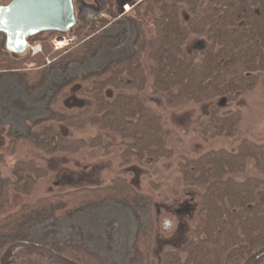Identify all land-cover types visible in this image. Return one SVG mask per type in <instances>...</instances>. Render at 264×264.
<instances>
[{
	"label": "trees",
	"instance_id": "1",
	"mask_svg": "<svg viewBox=\"0 0 264 264\" xmlns=\"http://www.w3.org/2000/svg\"><path fill=\"white\" fill-rule=\"evenodd\" d=\"M11 1L0 0V6ZM94 2L102 11L98 13L113 19L123 12L122 8L118 11L117 0ZM136 3L131 2L134 7L125 15V23H117L121 25L118 33L108 31V22L96 27L79 13L69 33L79 37L72 48L55 52L48 45L59 33H43L47 36L36 40L43 44V53L34 57L13 55L5 44L0 48V84L14 76L17 83L11 90L22 92L16 98L1 97H9L7 113L33 114L37 111L31 108L35 107L31 100L39 92L47 93L42 103L47 116L27 121L24 132L4 122L8 114L0 119L7 141L2 153L13 157L24 146L33 151L27 158L16 159L7 177L2 176L6 163L0 164V264L17 242L50 248L78 264H109L83 243L59 240L55 229L113 204L125 207L138 225L124 264H245L264 248V142L242 137L240 108L223 112L229 103L236 104L264 83V0ZM101 54L107 60L98 70L69 76L72 66L85 68ZM49 59L51 65H47ZM30 64L35 67L28 68ZM53 72H59L61 81H50ZM73 86H80L78 94L89 105L76 114L57 112L58 100ZM147 88L163 99L166 110L190 104L206 107L208 113L194 127L200 141L233 142V150L211 148L179 165L185 189L199 193L196 221L180 237L182 244L174 242L176 237L160 240L155 228V190H149L151 186L143 189L122 174L105 185L74 187L27 200L11 212L12 190L29 198L38 183L51 175L47 156H77L92 150L110 155L115 144L104 133H118L122 138V170L142 169L150 160L146 169L156 173L158 162L174 154L170 146L173 132L161 109L152 106L153 95L147 94ZM112 108L117 114H107ZM88 126L95 127L97 134L90 140L77 138V131ZM157 244L161 251H156ZM28 263L59 264L28 249H20L10 261ZM258 264H264V259Z\"/></svg>",
	"mask_w": 264,
	"mask_h": 264
},
{
	"label": "rangeland",
	"instance_id": "2",
	"mask_svg": "<svg viewBox=\"0 0 264 264\" xmlns=\"http://www.w3.org/2000/svg\"><path fill=\"white\" fill-rule=\"evenodd\" d=\"M123 3L125 4L120 7ZM116 4L118 11L122 8V14L118 16L117 19H113L109 16L110 19L104 18L103 20L106 21V23L108 22V31L112 33L119 32L121 25L117 23L124 24L126 21L125 15L129 12L125 13L124 6H130V9H133L130 3L122 2V0H117ZM75 7L77 15L80 13V15L87 19L91 14L97 15L98 12H102L100 8H97L94 0H75ZM71 31L69 33H71ZM46 36V34L43 35L42 33L35 39L30 38V46L34 47L41 45V52L35 55L29 47L22 57H26L29 54L34 57L43 53V44L39 41L36 42V40L43 39ZM76 38L78 42L79 37ZM4 44L3 38L0 35V48H2ZM48 45L51 47L50 42ZM124 48L125 45L121 47V49ZM105 60H107L105 54H101L91 65L85 68H80L74 65L70 69L69 76H84L88 72L98 70ZM52 62L53 60L49 59L47 65H51ZM33 67H35V65H28V68L30 69ZM51 77L53 79L50 81H61L59 72H53V76ZM16 81V77L7 76L0 84V103H2L0 104V119L5 116V114H8L9 116L6 119H3L4 122L13 126L14 129L17 128L24 132L26 129L25 123L27 121H34L38 118L47 116V114L43 112L45 107L42 104L47 93L43 91L39 92L34 96L32 99L33 101L31 100L32 104H35V107L31 106V108L36 109V114L33 113L22 117L15 116L16 114L14 113L9 114L7 113L8 106H6L5 103L6 99L9 97L16 98L22 95L20 89H18L17 92L11 90L16 87ZM263 84L264 83L261 82L254 91L241 98L236 104L229 103V105L223 110V112L227 114L231 113L236 107L240 108L243 114V121L240 125L242 137L259 143L264 142ZM79 87L80 86H73L69 88L66 93L60 97L54 109L57 112H63L65 114H76L79 110L88 106L89 101L78 94ZM149 89L150 88H147V94L153 95ZM8 94L10 96L6 99L1 98ZM151 97H153L151 98L153 102L152 106L161 109L165 116V124L173 132L170 146L174 154L172 157L158 162V170L156 173L146 169L150 164V160L147 161L148 164L146 167H143L142 169L134 167L128 168L127 170V167H124V170L126 169L127 171L122 170L119 166L120 152L124 149L120 144L122 138L118 133L114 135L104 133L105 139L107 141L112 140L115 144L110 148V155H105L104 152L98 151L95 154L94 152H96V150H92V153L84 151L77 156L58 155L53 158L47 156L45 159L49 163L51 175L47 177V179L38 183L29 198H24V196L17 194L12 190L11 196L14 204L11 212H15L18 209L17 205H22V203L27 202V200H34L50 193L65 191L74 187L105 185L110 183L116 175L122 174L136 183V185L140 183V186L143 189H149L151 186L152 188L149 190H155L153 194L155 199L154 214L157 223L155 228L160 233V240L164 239V237H176L178 239L175 238L177 241L174 242L179 245L182 244L183 240L181 241L180 239L182 238L180 237L184 234L187 227H193V222L196 221L195 214L199 207V193H193V190L185 189L180 174L178 173L179 165L185 160L200 157L204 152L211 148L218 150L222 147H228L233 150L231 144L233 142L227 139H216L210 143H204L200 141L198 136H196L194 133L195 124L203 118L206 113H208L206 107H199L190 104L183 109L170 111L164 108L163 99L161 97H155L154 95ZM107 112V114L110 115L116 113L113 108L108 109ZM96 132L95 127L88 126L87 128L85 127L82 130H78L76 137L90 140V138L97 134ZM130 136L132 139V133H130ZM6 144L5 131L2 129L0 130V149ZM31 153H33V151L29 146H24L23 148L19 147L17 155L15 154L13 157H9L0 151V164L3 163L4 165L6 163V166H4V169L6 170H3L2 176L7 177L10 175L11 168L14 166L16 159L22 157L27 158L28 156H31ZM251 169L252 164L249 165L248 172L250 175H252ZM147 173L148 177L145 180ZM238 179L242 178L240 177ZM149 181L152 182V185ZM167 222L170 223L168 230H166ZM180 226L182 227L181 232H179ZM137 227V222L125 207L113 204L102 210L85 213L84 215L77 217L73 222L62 223L57 229H55V236L61 241L67 240L87 245L91 251L104 257L109 264H124L126 261V253L132 247ZM161 249L160 245L157 244L156 251H161Z\"/></svg>",
	"mask_w": 264,
	"mask_h": 264
},
{
	"label": "water",
	"instance_id": "3",
	"mask_svg": "<svg viewBox=\"0 0 264 264\" xmlns=\"http://www.w3.org/2000/svg\"><path fill=\"white\" fill-rule=\"evenodd\" d=\"M77 21L75 0H12L0 6V34L5 37L6 50L18 56L27 52L30 38L42 33H68L76 27ZM20 249L44 253L59 264H78L50 248L27 242L11 245L1 264H10ZM263 258L264 248L252 254L245 264H258Z\"/></svg>",
	"mask_w": 264,
	"mask_h": 264
},
{
	"label": "built area",
	"instance_id": "4",
	"mask_svg": "<svg viewBox=\"0 0 264 264\" xmlns=\"http://www.w3.org/2000/svg\"><path fill=\"white\" fill-rule=\"evenodd\" d=\"M125 13H128L130 11V6H125ZM104 18L110 19L109 16L106 13H98L97 15L95 14H91L89 15V20L93 21L96 23V27H101L102 21L104 20ZM50 45L53 48V50L55 51H63L66 50L68 48H72L74 46H76L77 44V38L75 35L66 33V34H61V35H57L53 38L50 39ZM31 51L33 52V54H37L39 52H41V45H37L34 47H31Z\"/></svg>",
	"mask_w": 264,
	"mask_h": 264
},
{
	"label": "flooded vegetation",
	"instance_id": "5",
	"mask_svg": "<svg viewBox=\"0 0 264 264\" xmlns=\"http://www.w3.org/2000/svg\"><path fill=\"white\" fill-rule=\"evenodd\" d=\"M135 1H137V3L136 4H138L140 1H142V0H122V2H127V3H130L131 4V2L133 3V2H135ZM125 7V6H124ZM123 7V8H124ZM134 6L132 5V8H133ZM131 10V9H130ZM124 14V13H123ZM108 16H110L109 14H107Z\"/></svg>",
	"mask_w": 264,
	"mask_h": 264
},
{
	"label": "bare ground",
	"instance_id": "6",
	"mask_svg": "<svg viewBox=\"0 0 264 264\" xmlns=\"http://www.w3.org/2000/svg\"><path fill=\"white\" fill-rule=\"evenodd\" d=\"M263 259H264V258H263ZM263 259H262V260H263ZM262 260H261V261H262ZM261 261H260V262H261Z\"/></svg>",
	"mask_w": 264,
	"mask_h": 264
}]
</instances>
